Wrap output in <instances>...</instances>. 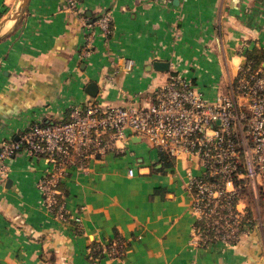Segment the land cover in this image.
I'll return each instance as SVG.
<instances>
[{
	"label": "crops",
	"instance_id": "1",
	"mask_svg": "<svg viewBox=\"0 0 264 264\" xmlns=\"http://www.w3.org/2000/svg\"><path fill=\"white\" fill-rule=\"evenodd\" d=\"M21 1L0 0V23ZM103 13L112 30L96 27L92 52L81 57L84 19ZM254 50L264 59V0H79L76 10L65 0H30L0 40V144L36 121L65 119L76 103L142 104L175 73L208 97L230 92ZM91 81L96 96L86 89ZM120 145L63 180L66 221L42 205L36 181L47 161L13 157L0 178V264H264L263 199L250 190L242 196L249 210L253 196L257 211L238 242L196 240L186 171L200 173L198 161L172 156L164 166L160 151L135 134ZM115 239L124 241L121 259L104 252Z\"/></svg>",
	"mask_w": 264,
	"mask_h": 264
},
{
	"label": "built area",
	"instance_id": "2",
	"mask_svg": "<svg viewBox=\"0 0 264 264\" xmlns=\"http://www.w3.org/2000/svg\"><path fill=\"white\" fill-rule=\"evenodd\" d=\"M65 1L76 10L79 0ZM84 24L87 34L81 57L92 52L96 27L105 34L112 30L107 13L93 21L86 18ZM132 134L147 139L160 152L198 161L200 173L186 171L191 205L200 222L196 240L236 243L241 239L248 230L245 189L264 201V66L247 67L228 94L211 98L192 79L175 73L142 104L76 103L67 119L36 121L19 138L2 141L0 178L9 176L10 160L19 152L45 159L48 166L36 181L42 205L66 221L70 211L61 184L71 169L87 171L90 161L124 149L120 142ZM129 173L134 169L129 168ZM206 232H212L213 239ZM124 247V241L115 239L104 252L121 259Z\"/></svg>",
	"mask_w": 264,
	"mask_h": 264
},
{
	"label": "trees",
	"instance_id": "3",
	"mask_svg": "<svg viewBox=\"0 0 264 264\" xmlns=\"http://www.w3.org/2000/svg\"><path fill=\"white\" fill-rule=\"evenodd\" d=\"M256 50L254 51H247L246 53V60L244 62V64L242 65V69L240 71V73L242 71H246V68L247 67H250V68H257L258 66H264V59L262 57V55H259L257 54V52H255ZM239 73V74H240ZM68 117H66L65 119H67ZM160 156H161V161L163 163L164 166H171L173 165V160H172V156L169 155L168 153L166 152H163L161 151L160 152ZM62 189V194L64 196H66V192L64 190L63 187H61ZM245 192H247V188L245 189ZM64 196L62 197L61 200L64 199ZM254 217H253V210H249V215H248V220H246V223L248 225H250L254 220ZM198 224H200V222H198ZM206 233H209V235L211 236V238L213 239L214 235L212 232H206ZM95 248L93 249V252L96 254V255H100L102 254L103 252V248L99 247V245L97 246H94Z\"/></svg>",
	"mask_w": 264,
	"mask_h": 264
},
{
	"label": "water",
	"instance_id": "4",
	"mask_svg": "<svg viewBox=\"0 0 264 264\" xmlns=\"http://www.w3.org/2000/svg\"><path fill=\"white\" fill-rule=\"evenodd\" d=\"M29 2H30V0H22L17 12L14 13L13 15H11L10 17L6 18L2 23H0V40H2L4 37L8 36L16 28L19 21L23 18ZM175 2H177V0H175ZM8 20H13L14 24H13L11 29H9L7 31H3L2 26H3L4 22H6ZM154 66L158 69H161V70H168L170 67V63L168 61L156 60L154 62ZM86 89L91 95L96 96L98 93L99 87H98V84L96 81H91L88 83Z\"/></svg>",
	"mask_w": 264,
	"mask_h": 264
},
{
	"label": "rangeland",
	"instance_id": "5",
	"mask_svg": "<svg viewBox=\"0 0 264 264\" xmlns=\"http://www.w3.org/2000/svg\"><path fill=\"white\" fill-rule=\"evenodd\" d=\"M12 23H14V22H12ZM12 26H13V25H12ZM12 26H11L10 28H8V29H4V28L2 27V30H3V31H7V30L11 29ZM220 91H221L220 94H228V93H229V91H227L225 87H222ZM205 96H206V95H205ZM206 97H207V98H211V97H208V96H206ZM143 140L147 142V139H143ZM147 143H148V142H147ZM249 205H250V208L253 209V212H256V211H257V209H256L257 203L255 202L253 196H252V198L249 200Z\"/></svg>",
	"mask_w": 264,
	"mask_h": 264
},
{
	"label": "bare ground",
	"instance_id": "6",
	"mask_svg": "<svg viewBox=\"0 0 264 264\" xmlns=\"http://www.w3.org/2000/svg\"><path fill=\"white\" fill-rule=\"evenodd\" d=\"M12 21H13V20H8V21H7L8 23L6 24L5 27H8V26L12 23Z\"/></svg>",
	"mask_w": 264,
	"mask_h": 264
}]
</instances>
